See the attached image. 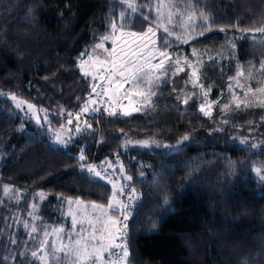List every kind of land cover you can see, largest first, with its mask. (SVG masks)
Masks as SVG:
<instances>
[{
	"label": "trees",
	"instance_id": "1",
	"mask_svg": "<svg viewBox=\"0 0 264 264\" xmlns=\"http://www.w3.org/2000/svg\"><path fill=\"white\" fill-rule=\"evenodd\" d=\"M189 3L211 26L204 30L200 24L203 35L169 50H215L233 38L239 60L255 57L247 36L264 24V0ZM109 4L0 0V186L47 191L41 209L49 219L56 198L106 204L109 187L78 163L116 158L132 177L122 182L138 197L126 221L129 264H264V107L204 116L195 101L182 102L178 84L166 83L140 112L113 116L91 110L85 116L91 128L68 131L66 144L50 140L49 130L62 129L68 114L92 95L76 59L109 26ZM133 20L131 29L147 24L140 16ZM220 66L225 65L203 63L202 82L223 84L231 66L223 74ZM8 96L30 103L37 120L23 117ZM30 159L27 172L21 166ZM2 231L0 212V264H29L18 262L16 253L10 262L13 246Z\"/></svg>",
	"mask_w": 264,
	"mask_h": 264
},
{
	"label": "rangeland",
	"instance_id": "2",
	"mask_svg": "<svg viewBox=\"0 0 264 264\" xmlns=\"http://www.w3.org/2000/svg\"><path fill=\"white\" fill-rule=\"evenodd\" d=\"M109 9H110V22L109 26L103 33H99L95 36L93 42L86 44L81 52L79 53L76 59V65L81 74L79 65L81 61H85L84 70L89 73L86 76L90 81L91 89L95 88L96 91H92V95L88 97L85 102L81 105V107L73 113L71 116L73 123L69 125L67 123L68 119H65V123L62 129H50L49 130V138L53 143L57 142V133H59L63 140L69 141L67 138L68 129L74 128V126L79 123L81 128H85V116L92 109H100L101 111L110 113L115 111L119 115H124V112L134 113L140 112L145 107L149 106L152 103L153 98L158 93L159 87L163 84L172 83L175 87L178 86L181 88V100L184 103L185 101H195L198 107V110L204 116H210L214 110H220L223 112L228 111L225 109V105H229L230 109H236L235 104L240 101H251L253 106H260L264 104V94L260 92V89H264V75H261L259 69L261 67V63L264 62V44L260 43V40L264 38L262 34L255 33V42L253 41V34L249 33L247 39L251 45V50L254 53L255 57L247 58L245 60H239L238 54L236 51V44L233 41V38L224 39L221 44L215 49H197L190 45L186 49L176 48L174 47L172 50H169V47L178 43H188L193 38L190 36L187 39V42L176 39L177 35L181 34V29L179 27L175 28L174 34L168 36L161 29H156V24L160 23L156 19V10L155 6L160 2V0H108ZM133 2L136 3L138 7V11L133 13L130 9H128V3ZM169 0H164V3H168ZM172 2H179V0H172ZM182 11L187 15L191 10L186 9L183 4L180 5ZM165 14L168 9L163 10ZM121 13H124L123 19H121ZM135 16L142 17L148 16L147 24L142 27L140 30L131 29V21ZM134 21V20H133ZM115 22L117 25V30L114 35H110L112 32L111 25ZM123 23V31L124 32H144L151 25L154 30H156V37H152L157 41V48H163V43L165 40L168 41V46L165 49L170 57H172L171 64L166 61V72H155L154 76L159 77V79H154L152 84H148L146 82H142L139 87H135L131 82L123 83L122 87H118L116 83H112L111 85L102 77L106 76L107 73L103 71H98L100 65L97 63V58L99 60H104L108 53L104 51V49H95V45L97 43H103L104 48L111 51L115 48V56L117 58L121 57L123 53H127L129 56H132L134 52H136V48L133 46V40L128 37H122L120 31V25ZM197 25L203 24V22L199 19L195 21ZM264 26V24H263ZM201 29V26L197 28V33ZM105 35H109V39L104 41L102 38ZM116 40V44L112 43V40ZM235 39V38H234ZM235 45L233 47L232 45ZM151 47V45H149ZM195 50V55H194ZM140 51H146V49H140ZM84 54V55H82ZM91 57V58H90ZM160 57L156 56L152 59L151 63L155 64L159 62ZM179 60L180 64L177 65L175 62ZM185 61L191 63L192 67H188V64ZM214 61L217 63H222L225 66H220L219 71L223 74L227 71V67L231 66L230 74L227 75L223 84L215 85L213 83L205 84L202 82L201 72L202 65L205 62ZM142 62V61H141ZM107 65H105L106 67ZM176 68H183L184 71H179L175 75L173 72ZM193 70L196 72V76L192 75ZM243 71L244 76L239 77L240 85H244L243 88L237 86V72ZM185 72V78H179L181 73ZM249 73L252 74L249 77ZM84 75V74H83ZM85 76V75H84ZM255 77V78H252ZM178 78V79H176ZM116 79V78H114ZM232 85V90L230 92L229 85ZM214 88H218L216 92ZM107 90V95L104 94V90ZM250 89V91H249ZM139 92H144V95H139ZM248 92V95L245 96L244 93ZM150 93H154L150 94ZM213 93H215V97H213ZM237 97L238 99H234ZM147 97V98H146ZM12 106L19 110L23 117H31L33 120H37V113L34 107L29 108L27 103L18 98L13 99V96H8ZM17 104H20V107H17ZM87 105L89 111L83 112L82 109ZM203 106L204 111H201V107ZM264 107V106H262ZM241 108H244L243 106ZM139 109V110H137ZM80 113L79 121L76 120V114ZM205 113H208L207 115ZM64 144V143H60ZM81 154H79L78 159ZM111 160L109 158H104L100 163L105 165L107 169H109L113 176V182L116 183L117 187L121 185L125 186V195L118 196L117 198L120 200L127 201V194L133 189L132 187H128L122 180L124 179V172H121L122 168L121 163L116 159ZM109 164L112 167H109ZM32 161L30 159L27 164H22L21 168L26 170L27 172H31L32 170ZM81 168V167H80ZM82 169V168H81ZM115 169V170H114ZM86 172V171H85ZM88 173V172H87ZM92 177V174L88 173ZM95 178V177H94ZM98 179V178H95ZM100 180V179H98ZM105 183L110 190L108 199L112 196V184H109L107 180H100ZM5 186L9 187V191L5 193ZM40 193L44 194V199H41ZM47 191L43 190L40 187L33 188H25L21 186L12 185L9 183H2L0 186V212L2 214V227L5 239L9 240L11 243L12 239L17 241L16 244H12V257L10 258V262L13 259V254L21 260L29 262V264H41L38 260H33L30 256V250H34L36 247V243H38L41 239H45L42 231H38L35 234V240H32L28 236L29 229L24 228V224L27 222L29 225H36L38 229L47 228L49 233H51L52 229H64V233H72L73 232V224L72 217L69 215L70 212H75L77 209L76 201L82 200L77 197H60L56 198L53 204L49 206V211L51 212V216L48 219L44 215V211L41 209L42 204L46 201ZM71 201V203H69ZM84 204L90 205L93 201L82 200ZM108 202V200H107ZM103 204V205H107ZM96 203V202H95ZM35 204L36 209L34 210L31 205ZM100 204V203H97ZM131 207V206H130ZM91 211V209H89ZM33 212L34 215L30 216L29 213ZM53 216V217H52ZM52 217V218H51ZM116 218V217H114ZM79 229V225H77V230ZM47 239L52 242L56 241L59 243L57 236L49 235ZM64 243H68L67 239L64 240ZM29 250L28 254L24 257L19 255L20 252ZM7 256V255H6ZM18 264V263H15Z\"/></svg>",
	"mask_w": 264,
	"mask_h": 264
},
{
	"label": "snow or ice",
	"instance_id": "3",
	"mask_svg": "<svg viewBox=\"0 0 264 264\" xmlns=\"http://www.w3.org/2000/svg\"><path fill=\"white\" fill-rule=\"evenodd\" d=\"M181 4H183L185 8L191 9L187 15H185V12L181 10ZM165 8L168 9L166 14L163 11ZM128 9H130L133 13L139 10L136 3L133 2L128 3ZM155 10L156 19L160 21V23L156 24V29L162 28L165 34L171 36L174 34L175 28L179 27L182 31L180 35L176 36V39L184 42H187V39L190 36L195 38L197 28L200 27L195 23L197 19L203 22L202 27L204 30H208L212 23V21L209 20L203 12H200L199 17H197L195 9L192 7V4L189 3V0H179V2H172V0H169L168 3H164V0H160V2L155 6ZM123 17L124 13H121V19H123ZM144 19L148 20V16H144ZM123 27L124 25L121 23L120 31L122 37L132 39L133 46L137 51L134 52L132 56H129L127 53H123L121 57L117 58L115 56V48L109 51L104 48L103 43H97L94 51L96 49H104V51L108 53V56L104 60H99V58H97V63L100 65V68L97 70L107 73V75L102 78L110 85L112 83H116L118 87H122L123 83L129 82L137 88L142 82H146L150 85L154 79H159V77L154 76V73L166 72V61L171 64L172 57H170L165 50L168 46V41H164L163 48H157V41L152 39V37H156L157 33L151 25L146 31L140 33L124 32ZM111 28L112 32L110 35H114L117 30L115 22L112 23ZM220 31H224V29H220ZM251 31L254 42L255 33H260L264 36V26ZM198 34L203 35L204 31H200ZM102 39L107 41L109 39V35H105ZM112 43L115 45L116 40L113 39ZM260 43L264 44V38L260 40ZM149 45H151V47H149ZM232 46L235 47L234 44ZM142 48L146 49V51H140ZM195 54L194 50V55ZM156 56L160 57L159 62L155 64L151 63L152 59ZM85 63L86 62L82 60L79 67L83 74L88 76L89 73L84 70ZM175 63L179 65L180 61L177 60ZM185 63L188 64V67H192L191 63L187 61H185ZM105 65L107 66L105 67ZM179 71H184V69L176 68L173 75ZM259 72L261 75H264V62L261 63ZM192 75L196 76L195 70H193ZM242 76H244V72L238 71L237 86L241 88H243L244 85H240L238 78ZM251 76L252 74L249 73V77ZM229 89L231 92V84L229 85ZM92 91L95 92L96 89L93 88ZM260 92L264 94V89H260ZM104 94H108L106 89L104 90ZM138 94L144 95V92H139ZM150 94L154 95V93ZM244 95L247 96L248 92H245ZM13 99H15V97H13ZM234 99L238 98L234 95ZM185 103H187V101H185ZM242 106L244 108H250L253 106V103L251 101H240L235 104L236 109H240ZM260 106H264V104ZM17 107H20V104H17ZM28 107L32 108L33 106L28 105ZM225 109L231 110L229 105H225ZM82 111H89L87 105L84 106ZM92 111H97V109H92ZM201 111H204L203 106L201 107ZM123 114L129 115L130 113L124 112ZM205 114L207 115L208 113ZM68 115L69 119L67 123L71 125L73 123L71 118L72 114L69 113ZM109 115L114 116L116 115V112H110ZM79 119L80 113H77L76 120L79 121ZM91 127L92 125L85 121V128L83 130H87ZM68 131L80 132L82 129L79 123H77L74 128H70ZM183 139L187 140L189 137L185 136ZM57 142L64 144L67 143V141L62 139L59 133H57ZM241 143H244V141H241ZM143 146L149 147L150 145H148L147 142H144ZM252 147L255 148L257 145H252ZM79 159H85L83 154L80 155ZM109 167H112V165L109 164ZM82 170L91 173L95 178L107 180L109 184H112V196L108 199L107 205L97 204L95 202L87 205L84 204L82 200H77L75 202L77 205L76 211L69 213L72 217V233L65 234L63 228L52 229L51 233H49L47 228L38 229L36 225H29L26 222L24 224V228L26 230L30 228V231L28 232L30 239L35 240V234L38 231H42L43 236L45 237V239H41L38 243H36L34 250H30V256L33 260L40 261L41 264H129V257L131 253L127 246L128 224L126 221L130 216L129 208L131 206V202L138 199L136 190L134 188L131 189V191L127 194V201L120 200L117 197L125 195V186L121 185L120 187H117L116 183L108 178L106 174L102 175L101 172L97 171L93 166H87L86 168L82 166ZM120 171L123 172V168H121ZM256 171L257 174H260L262 170L257 168ZM261 178L264 179V176ZM124 179L131 180L132 177L124 176ZM4 190L7 194L9 187L5 186ZM39 195L41 199L45 198L43 193H40ZM69 203H71V201H69ZM31 207L34 210L36 209L35 204L31 205ZM89 209H91V211H89ZM29 215L33 216L34 213L30 212ZM77 225H79L78 230ZM50 234L57 236L59 243L56 241L50 242L47 239ZM65 239H67L68 243H64ZM11 243L16 244L17 241L12 239ZM28 252L29 250L26 249L25 251L20 252L19 255L24 257L28 254ZM13 259H15V257H13Z\"/></svg>",
	"mask_w": 264,
	"mask_h": 264
},
{
	"label": "built area",
	"instance_id": "4",
	"mask_svg": "<svg viewBox=\"0 0 264 264\" xmlns=\"http://www.w3.org/2000/svg\"><path fill=\"white\" fill-rule=\"evenodd\" d=\"M78 165L82 168V166H84L85 168L87 166H93L97 171H100L102 175L106 174L108 178H110L111 180H113V176L112 173L109 169H107V167L105 165H103L102 163H100L99 161L96 160H89L87 162H79ZM91 174V173H90Z\"/></svg>",
	"mask_w": 264,
	"mask_h": 264
}]
</instances>
